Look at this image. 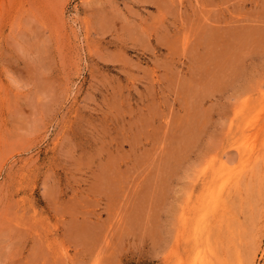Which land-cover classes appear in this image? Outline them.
Listing matches in <instances>:
<instances>
[{
  "label": "rangeland",
  "instance_id": "obj_1",
  "mask_svg": "<svg viewBox=\"0 0 264 264\" xmlns=\"http://www.w3.org/2000/svg\"><path fill=\"white\" fill-rule=\"evenodd\" d=\"M0 264H264V0H0Z\"/></svg>",
  "mask_w": 264,
  "mask_h": 264
},
{
  "label": "bare ground",
  "instance_id": "obj_2",
  "mask_svg": "<svg viewBox=\"0 0 264 264\" xmlns=\"http://www.w3.org/2000/svg\"><path fill=\"white\" fill-rule=\"evenodd\" d=\"M251 140H252V138H251ZM249 146V145H248ZM251 148V147H250Z\"/></svg>",
  "mask_w": 264,
  "mask_h": 264
}]
</instances>
